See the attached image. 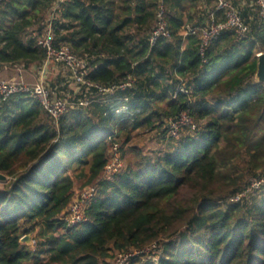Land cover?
Listing matches in <instances>:
<instances>
[{
    "label": "trees",
    "instance_id": "1",
    "mask_svg": "<svg viewBox=\"0 0 264 264\" xmlns=\"http://www.w3.org/2000/svg\"><path fill=\"white\" fill-rule=\"evenodd\" d=\"M224 1L248 34L225 31L203 56L189 29L224 20L219 0H0V70L43 67L50 31L87 72L78 84L58 64L68 74L48 86L70 100L58 120L29 94L0 98V264H264V188L234 200L264 175V21L255 0ZM162 8L169 36L152 43ZM182 114L196 129L174 137ZM140 133L160 148L135 145ZM115 145L124 166L107 177Z\"/></svg>",
    "mask_w": 264,
    "mask_h": 264
},
{
    "label": "built area",
    "instance_id": "2",
    "mask_svg": "<svg viewBox=\"0 0 264 264\" xmlns=\"http://www.w3.org/2000/svg\"><path fill=\"white\" fill-rule=\"evenodd\" d=\"M259 7V14L264 21V0H255ZM218 10L224 11V20L216 21L213 18L211 24L204 28L199 29H189L192 33H201L202 37V47L201 53L204 56L210 45L225 31H232L236 34L238 39H243L247 36L249 28L241 18L239 10L231 3L219 0ZM159 26L155 30L152 36V43H155L160 36H169L167 31V24L164 19V8L159 12ZM39 45L43 47L47 52V61L43 66V70L49 62H55L56 64H63L69 68L74 75V79L78 84L85 83L84 76L86 75V66L83 62L79 61L77 57L72 53L69 47H62L56 49L52 42L51 32L48 31L39 40ZM100 91L110 92L111 89H104L98 87ZM24 93L29 94L36 98L41 106L48 112V114L55 120L60 119L69 109L70 100L68 98L59 97L55 91H53L45 79H41L34 84L26 83L24 81L15 80H0V98L7 99L12 95ZM82 106L88 105L87 101H82L80 103ZM182 126H190L192 129H196V125L187 116V114H182L181 118L177 122L171 124L170 133L172 136L177 137L179 130ZM124 166V162L119 151L118 145L112 150L110 161L105 168V176L110 177L111 175L119 172ZM264 188V175L260 178H255L251 180L249 186L244 190L243 193L237 195L234 200L239 201L244 197H248L256 191H260ZM98 188L96 185L85 188L80 192L75 200L71 203L66 216V221L70 226H76L81 224L86 219V209L88 208L92 198L97 194ZM34 244V242H33ZM148 248L146 252H149ZM140 252H136L139 254ZM134 254H118V256L125 257L124 260H120L117 264H126L127 260Z\"/></svg>",
    "mask_w": 264,
    "mask_h": 264
},
{
    "label": "rangeland",
    "instance_id": "3",
    "mask_svg": "<svg viewBox=\"0 0 264 264\" xmlns=\"http://www.w3.org/2000/svg\"><path fill=\"white\" fill-rule=\"evenodd\" d=\"M51 72L55 75H51ZM67 71L64 67L56 64L55 62H52L51 65H49V73L48 77L46 79L47 84H52L56 78L59 76H62V79L66 78L64 76H67ZM156 136V134H150V133H140L134 138V144L138 145L139 147L143 148L145 152H150L153 150H158L160 148V145L158 144L160 142L159 138ZM261 193V192H260ZM262 195L264 192L261 193ZM125 257L115 255V259L113 260L114 264L119 263L120 260H124Z\"/></svg>",
    "mask_w": 264,
    "mask_h": 264
},
{
    "label": "crops",
    "instance_id": "4",
    "mask_svg": "<svg viewBox=\"0 0 264 264\" xmlns=\"http://www.w3.org/2000/svg\"><path fill=\"white\" fill-rule=\"evenodd\" d=\"M52 62H49L46 70H43V67L40 68H30L29 70L24 69L23 67H4L0 70V80H15V81H24L26 83L34 84L41 79H47L49 73V65ZM51 75H55L51 72Z\"/></svg>",
    "mask_w": 264,
    "mask_h": 264
},
{
    "label": "water",
    "instance_id": "5",
    "mask_svg": "<svg viewBox=\"0 0 264 264\" xmlns=\"http://www.w3.org/2000/svg\"><path fill=\"white\" fill-rule=\"evenodd\" d=\"M255 80L259 83L264 84V52H260L258 54V69H257V73L255 76ZM8 181H9V178L5 174L0 173V184L7 183ZM21 241L29 245L33 244V240L30 235L23 237Z\"/></svg>",
    "mask_w": 264,
    "mask_h": 264
}]
</instances>
